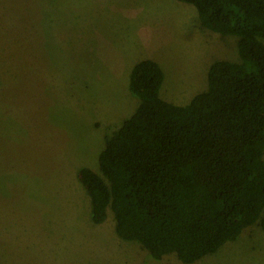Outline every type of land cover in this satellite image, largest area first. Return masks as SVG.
Wrapping results in <instances>:
<instances>
[{
	"label": "rangeland",
	"instance_id": "374dc122",
	"mask_svg": "<svg viewBox=\"0 0 264 264\" xmlns=\"http://www.w3.org/2000/svg\"><path fill=\"white\" fill-rule=\"evenodd\" d=\"M237 39L179 0H0V264H264L257 223L192 263L155 260L116 233L109 209L92 220L77 176L98 169L105 135L137 106L135 62L156 60L160 96L183 104L213 60L239 59Z\"/></svg>",
	"mask_w": 264,
	"mask_h": 264
},
{
	"label": "trees",
	"instance_id": "16d2710c",
	"mask_svg": "<svg viewBox=\"0 0 264 264\" xmlns=\"http://www.w3.org/2000/svg\"><path fill=\"white\" fill-rule=\"evenodd\" d=\"M179 1L202 26L237 36L239 59L213 60L207 87L183 104L160 96L156 60L135 62L128 86L137 106L105 135L98 169L84 165L77 176L94 222L109 209L121 238L155 260L192 263L253 223L264 230V0Z\"/></svg>",
	"mask_w": 264,
	"mask_h": 264
}]
</instances>
